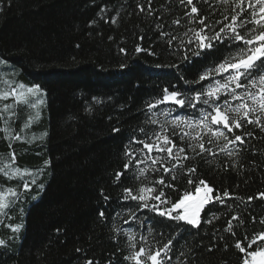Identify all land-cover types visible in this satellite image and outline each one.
<instances>
[{
    "label": "trees",
    "instance_id": "1",
    "mask_svg": "<svg viewBox=\"0 0 264 264\" xmlns=\"http://www.w3.org/2000/svg\"><path fill=\"white\" fill-rule=\"evenodd\" d=\"M121 3L122 0H0V58L9 62L8 66L0 65V80L8 81V85L0 83V92L22 82L26 86L38 84L46 93L39 107V120L28 128H23V124L28 114L37 109L24 104L16 106L12 129L24 139L12 141L11 148L0 119V163L19 167L21 172L27 170L23 181L8 180L0 173V186L15 188L20 193L15 205L0 213V239L7 242V247L0 246V264H84L87 259L99 264L109 260L112 264H124V237L113 240L111 227L113 223L123 228L138 226L134 221L124 224L119 217L114 220L116 212H121L124 219H130V211L141 218H153L164 231L162 240L158 234L154 237L161 243L175 233L190 230L193 235L186 242L174 239L171 264H184L185 260L187 264H242V254L235 249L234 240H243L244 234L251 238L264 230L259 222L264 219V199L255 198L264 191V133L253 125L244 131L254 132L259 139L246 141L247 147L241 150L239 160L243 169L237 165L233 170L231 161H227L229 167L225 171L227 158L223 154L214 158L205 154L216 164L209 166L198 159L196 172L197 177L219 188L221 193L227 189L245 201L252 196L250 203L239 205L226 198L223 206L210 204L201 214L200 229H195L147 209L140 211L135 201L122 200V188L135 189L139 183L131 178V169L119 183H113L115 172L123 171L125 145L132 135L143 136L139 128L155 127L144 123L147 102L162 95L165 87L181 91L199 89L200 84L189 85L185 81L197 79L220 58V53L214 49L207 57L193 56L191 62L182 61V52L170 54L166 45L157 42L159 33L147 28L135 12L130 18L122 12L113 25L111 18ZM128 4L134 7L132 0ZM106 5L112 9L107 13L108 23L98 15ZM197 6L202 15L211 11L203 2ZM93 20L97 23L90 26ZM136 44L143 48L152 44V50L160 54L134 53ZM121 47L127 55L120 52ZM11 103L13 98L9 97L0 101V107ZM114 128L120 131L114 132ZM44 132L47 136L41 139ZM11 153H15L14 162ZM27 173L35 176V184H31L32 175ZM25 182L30 184V190L23 189ZM183 184L181 181L177 187L182 190ZM101 189L111 198L107 206ZM228 204L233 205L232 211H228ZM102 209L107 220L98 215ZM210 210L219 218L205 224ZM237 214L243 224L236 227L239 221H233V238L224 228ZM16 225H22L18 232L12 231ZM177 243L182 244L186 253L179 260ZM209 247L213 248L211 252ZM118 248L121 250L117 251Z\"/></svg>",
    "mask_w": 264,
    "mask_h": 264
},
{
    "label": "snow or ice",
    "instance_id": "2",
    "mask_svg": "<svg viewBox=\"0 0 264 264\" xmlns=\"http://www.w3.org/2000/svg\"><path fill=\"white\" fill-rule=\"evenodd\" d=\"M202 2L211 9L203 15L197 6ZM154 3L156 7L153 6ZM132 5L134 7L128 4V0H122L111 23L116 25L122 12L126 13V18H130L135 12L147 28L159 33L157 42L166 45L170 54L182 52V61L191 62L193 56L207 57L208 52L214 49L220 53V58L198 74L197 79L185 81L189 85L200 84L199 89L190 87L187 91H181L175 87L172 90L165 87L162 95L147 102L144 113L147 119L144 123L155 127H141L139 132L143 134L142 137H129L125 145L123 171L115 172L113 179V183H119L121 177L131 169V178L139 183L135 189L122 188L123 201H135L140 211L147 209L156 216L200 229L201 214L206 206H223L226 198L237 201L239 205L253 200L249 196L245 201L243 197L231 194L227 189L221 193L219 188L197 177L196 172L198 159L209 166L216 164L214 159H206L205 154L213 158L223 154L227 158L223 165L225 171L229 167L227 161H231L233 170H236L237 165L243 169L239 160L241 150L247 147L246 141L259 139L254 132H246L244 129L253 125L264 133V0H212V3L209 0H195V3L194 0H132ZM109 11L112 9L106 5L98 13L105 23L109 22ZM96 23L93 20L90 26ZM140 31L143 32L144 29L140 28ZM139 39L143 40L144 36L140 35ZM152 46L150 44L143 48L136 44L134 53L146 52L153 56L160 54L153 51ZM120 52L127 55L123 47ZM8 63L6 59L0 58V65L8 66ZM204 81L208 83L204 84ZM0 83L8 85V81L0 80ZM45 95L38 84L26 86L22 82L9 87L8 91L0 92V101L13 98V103L0 107V119L4 123L2 131L10 148L12 141L24 139L12 129L16 106L24 104L37 109L34 114H28L23 124V128H28L33 121L39 120V107L43 105ZM235 130H239L240 134H236ZM113 131L119 132L120 129L114 128ZM45 136L47 132L42 133L40 138ZM10 158L14 162L15 153H11ZM25 172H21L19 167H5L0 163V173L8 180L19 178L23 181ZM153 175H158L159 178L153 179ZM181 181L184 182L182 190L177 187ZM35 183V176L32 175L31 184ZM22 187L30 190L29 183H22ZM39 187L42 188L43 185ZM100 195L107 206L111 198L104 194L103 189ZM255 198L264 199V191L258 192ZM19 199L20 193L15 188L5 189L0 186V213L13 207ZM232 208L233 205L228 204V211H232ZM98 215L101 220H107L103 209ZM129 216L130 219H124L121 212H116L113 219L119 217L124 220V224L129 225L134 221L137 229L123 228L118 223H113L111 227L113 240H118L121 235L124 237V264H171L174 239L186 242L193 235L190 230L178 232L173 238L161 243L154 237L158 234L162 240L164 231L159 229L153 218H141L135 211H130ZM218 218L217 213L210 210L204 223L211 224ZM233 221H239L236 227L243 224L238 214L233 215L227 221L224 231L235 238ZM252 222H256L255 216L252 217ZM259 222L264 225V219ZM21 227L22 225H16L12 231L18 232ZM212 235L215 239L216 232ZM149 238L153 239L150 241ZM219 238L223 240V236ZM262 241L264 230L254 233L251 238L244 234L243 240H234L235 249L242 254V264H264ZM0 246L7 247V242L0 239ZM176 247V259L185 257L182 244L177 243ZM224 248H228L226 243ZM120 250L118 248L117 251ZM212 250V247L208 248L209 252ZM84 264H99V261L87 259ZM106 264H112V261L109 260ZM184 264H187V260Z\"/></svg>",
    "mask_w": 264,
    "mask_h": 264
}]
</instances>
